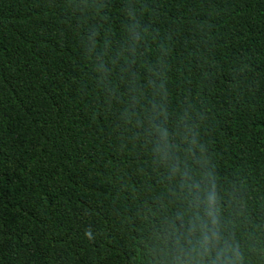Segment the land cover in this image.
<instances>
[{
	"label": "trees",
	"instance_id": "obj_1",
	"mask_svg": "<svg viewBox=\"0 0 264 264\" xmlns=\"http://www.w3.org/2000/svg\"><path fill=\"white\" fill-rule=\"evenodd\" d=\"M209 189L264 264V0H0V264H189Z\"/></svg>",
	"mask_w": 264,
	"mask_h": 264
},
{
	"label": "clouds",
	"instance_id": "obj_2",
	"mask_svg": "<svg viewBox=\"0 0 264 264\" xmlns=\"http://www.w3.org/2000/svg\"><path fill=\"white\" fill-rule=\"evenodd\" d=\"M216 203V193L209 189L204 196V214L189 216L183 225L184 232L176 236L189 264H242L238 246L221 228ZM85 236L90 238L91 233L86 231Z\"/></svg>",
	"mask_w": 264,
	"mask_h": 264
}]
</instances>
